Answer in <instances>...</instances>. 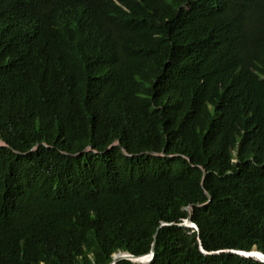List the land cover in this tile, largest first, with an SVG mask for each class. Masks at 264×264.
Segmentation results:
<instances>
[{
	"label": "trees",
	"instance_id": "trees-1",
	"mask_svg": "<svg viewBox=\"0 0 264 264\" xmlns=\"http://www.w3.org/2000/svg\"><path fill=\"white\" fill-rule=\"evenodd\" d=\"M151 245L264 264V0H0V264Z\"/></svg>",
	"mask_w": 264,
	"mask_h": 264
},
{
	"label": "water",
	"instance_id": "water-1",
	"mask_svg": "<svg viewBox=\"0 0 264 264\" xmlns=\"http://www.w3.org/2000/svg\"><path fill=\"white\" fill-rule=\"evenodd\" d=\"M112 143H117L119 144L118 140H114ZM110 145V144H109ZM87 147L91 148L90 145H87ZM120 148H121V151L125 154H129L126 149L124 147H122L120 145ZM95 151V149H93ZM148 152H151V153H158L154 150H147ZM162 153V152H160ZM202 169V172H204V169L203 167H201ZM209 198V196H207ZM191 205V204H189ZM186 210H187V205L185 206ZM161 223H166L164 221H161ZM178 224L180 225H183V226H193L194 228H196L195 224L191 221L190 219V216H189V213L187 212L186 216L180 221V222H177ZM155 235V232L153 233V236ZM199 247L200 249L203 251L201 245H200V242H199ZM254 248V247H253ZM222 249H226V250H230V249H227V248H222ZM218 250H221V249H218ZM152 251H153V245H151L149 247V249L145 252H142V253H138V254H134V253H130V252H125V251H120V252H114L112 253L111 255V259L106 262L105 264H113L115 263L119 258H128L130 260H133V261H140V262H146L150 259L151 255H152ZM236 253L240 254V255H243V256H249V257H253V258H256L262 262H264V258H261V257H258V256H254L252 255L251 253H249L251 251L250 250H234ZM253 251H260L256 248L253 249Z\"/></svg>",
	"mask_w": 264,
	"mask_h": 264
},
{
	"label": "bare ground",
	"instance_id": "bare-ground-1",
	"mask_svg": "<svg viewBox=\"0 0 264 264\" xmlns=\"http://www.w3.org/2000/svg\"><path fill=\"white\" fill-rule=\"evenodd\" d=\"M253 249L249 253H251L254 256H258V257L264 258V253L259 252V251H253Z\"/></svg>",
	"mask_w": 264,
	"mask_h": 264
},
{
	"label": "clouds",
	"instance_id": "clouds-1",
	"mask_svg": "<svg viewBox=\"0 0 264 264\" xmlns=\"http://www.w3.org/2000/svg\"><path fill=\"white\" fill-rule=\"evenodd\" d=\"M193 227V226H192ZM230 249V251H233V252H235L234 250H241V249H233V248H229ZM250 250V249H249Z\"/></svg>",
	"mask_w": 264,
	"mask_h": 264
},
{
	"label": "rangeland",
	"instance_id": "rangeland-1",
	"mask_svg": "<svg viewBox=\"0 0 264 264\" xmlns=\"http://www.w3.org/2000/svg\"><path fill=\"white\" fill-rule=\"evenodd\" d=\"M254 246H252V248H253ZM255 248V247H254ZM259 252H262V253H264V250H260Z\"/></svg>",
	"mask_w": 264,
	"mask_h": 264
}]
</instances>
